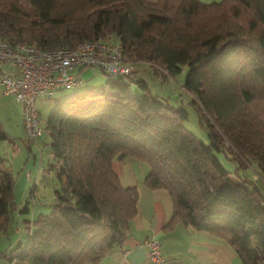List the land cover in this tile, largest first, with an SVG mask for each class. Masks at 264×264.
<instances>
[{"label": "trees", "instance_id": "16d2710c", "mask_svg": "<svg viewBox=\"0 0 264 264\" xmlns=\"http://www.w3.org/2000/svg\"><path fill=\"white\" fill-rule=\"evenodd\" d=\"M0 40L43 50L117 43L134 68L108 75L107 89L56 102L34 143L24 132L28 147L47 134L45 172L59 185L50 213L31 222L9 264H95L118 247L138 198L113 169L126 158L147 166L145 187L169 193L166 228L207 232L241 264H264V192L234 179L218 158L237 169L254 162L264 181V0H0ZM139 65L169 79L187 67L182 89L206 141L185 127L186 103L173 106L132 78ZM4 162L0 156V226L14 206Z\"/></svg>", "mask_w": 264, "mask_h": 264}, {"label": "rangeland", "instance_id": "374dc122", "mask_svg": "<svg viewBox=\"0 0 264 264\" xmlns=\"http://www.w3.org/2000/svg\"><path fill=\"white\" fill-rule=\"evenodd\" d=\"M186 73L187 67L182 66L181 71L169 79L158 76L146 68V70L136 71L132 78L145 80L152 95L166 99L173 106L181 105L182 102L186 103L185 107L189 114L184 123L185 127L199 139L206 141V132L199 126L197 115L190 105L191 96L182 89ZM81 77L83 82L77 87L58 91L54 97L43 95L36 97L34 106L41 124H44L56 102L87 89H107L106 82L109 77L98 69H84ZM112 79H115V76ZM21 116V105L13 96L4 94L0 88V128L9 137L5 140L0 139V156L5 159L4 166L12 172L14 179V206L8 215V222L0 226V264H9L8 258L11 251L18 243L25 242L32 230L31 222L39 214L50 213L55 196L54 190L59 185L53 172H45L52 160L47 134L43 133L36 144L28 147L22 135ZM218 158L234 179L238 178L237 175L247 178L264 192V181L254 162L237 169V164L226 158L223 153L218 154ZM39 171L41 175L39 181L35 183L34 180ZM25 207H27L26 210Z\"/></svg>", "mask_w": 264, "mask_h": 264}, {"label": "built area", "instance_id": "2783aa9c", "mask_svg": "<svg viewBox=\"0 0 264 264\" xmlns=\"http://www.w3.org/2000/svg\"><path fill=\"white\" fill-rule=\"evenodd\" d=\"M93 68L109 76H127L134 71L122 59L121 45L109 42H84L73 48L43 50L27 44L12 46L0 40V88L22 107L23 128L29 143L41 134L34 102L38 96L54 97L58 91L79 86L81 72ZM149 264H183L164 257L159 241L145 239Z\"/></svg>", "mask_w": 264, "mask_h": 264}, {"label": "crops", "instance_id": "0c3cea01", "mask_svg": "<svg viewBox=\"0 0 264 264\" xmlns=\"http://www.w3.org/2000/svg\"><path fill=\"white\" fill-rule=\"evenodd\" d=\"M199 1L212 3L221 0ZM146 68L139 65L138 69ZM20 122L24 137L22 116ZM113 169L124 186L136 187L138 192L136 215L130 222L129 231L123 242L95 264H149L146 261L147 250L141 245L149 237L159 241L162 254L169 260L183 264H241L233 248L220 237L192 230L183 224L166 228L173 212L172 199L164 189H148L144 186L143 178L148 171L144 163L126 158L113 162ZM40 175L39 171L35 183L39 181Z\"/></svg>", "mask_w": 264, "mask_h": 264}]
</instances>
